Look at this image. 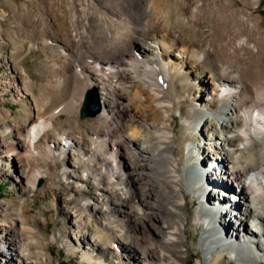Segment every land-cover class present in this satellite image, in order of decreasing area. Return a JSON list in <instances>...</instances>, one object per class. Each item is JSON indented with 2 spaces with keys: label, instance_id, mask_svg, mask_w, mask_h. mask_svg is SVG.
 I'll list each match as a JSON object with an SVG mask.
<instances>
[{
  "label": "bare ground",
  "instance_id": "1",
  "mask_svg": "<svg viewBox=\"0 0 264 264\" xmlns=\"http://www.w3.org/2000/svg\"><path fill=\"white\" fill-rule=\"evenodd\" d=\"M260 2L242 0V6H237L235 0H199L188 12L192 30L188 40L167 31L152 32L140 25L136 40L124 43V49L111 40L110 57L93 50L114 38L110 29H103L101 37L90 31L94 44L91 46L87 38L73 36L65 22H61L62 54L56 74H71L81 80L78 98L93 88L99 95L100 112L81 125L74 122V126L80 125L91 133L92 143L81 133L72 132L69 126L65 130L58 128L59 113L70 116L78 110V98L72 97L55 112L37 115L28 129L18 131L19 148L31 154L47 129L56 130L59 138L53 137L49 143V159L69 156L70 151L79 149L87 161L102 165V169H95L91 164L83 165L80 160L69 158L64 170L71 177L73 173H86L104 180L108 186L130 185L136 193L134 201L119 199L117 206L136 227L137 249L141 226L149 223L154 227L159 247L176 244V234L165 224L168 216L180 220L186 217L182 202L185 190L193 196L204 194L208 210L212 211L208 214L200 207L197 212L199 224L204 226L200 228V248L206 256L224 249L236 264H264V29L261 18L253 11ZM159 5L150 0L140 10L126 6L130 19L118 17L117 11L112 14L129 30L127 24L141 22V14L158 13ZM202 23L212 28L207 31L213 39L209 49L200 45ZM199 70H205L203 77ZM186 99L194 105L200 102L193 108L188 124L194 132L201 126L200 139L198 143L188 141L193 148H187L180 156L175 149L186 142L182 138L175 142L174 127L164 115L179 111L185 118L181 104ZM34 106L37 111L42 107L36 99ZM98 125L105 129L95 130ZM206 150L212 151L209 160L213 162L205 160ZM13 151L9 145L1 150L3 157ZM247 155L253 162L247 160ZM30 168L31 164L26 162L20 173L35 183L41 176L31 177ZM212 176L233 188L224 190L221 206L216 202L220 193L216 182L209 183ZM147 177H152V182ZM162 185L175 200L162 199ZM115 201L112 202L116 204ZM135 207L141 214L135 212ZM200 212L211 221L200 216ZM214 216L224 236H219L215 229ZM16 235L14 230H8L10 238ZM9 244L6 241L2 248ZM152 245L143 249L141 259L132 258L130 263L148 264L155 258Z\"/></svg>",
  "mask_w": 264,
  "mask_h": 264
},
{
  "label": "rangeland",
  "instance_id": "2",
  "mask_svg": "<svg viewBox=\"0 0 264 264\" xmlns=\"http://www.w3.org/2000/svg\"><path fill=\"white\" fill-rule=\"evenodd\" d=\"M148 1L0 0V264H134L130 263L132 258L136 261L141 259L143 249L150 247L149 244H153L155 258L148 264H236L235 259L224 249L214 250L206 256L200 248L203 235L200 228L204 226L203 223L199 224L197 212L200 207L206 209L208 214L212 212L208 210L204 194L193 196L184 190L185 200L182 202L185 204L186 217L182 220L167 217L165 226H169L176 234L175 245L163 249L159 247L154 227L149 223L141 226L142 235L137 245L140 249H137L134 247L136 227L123 217L117 206L119 199L130 203L134 201L136 193L130 185L108 186L104 180L100 181L98 177L86 173L82 176L73 173L74 177H71L70 172L64 170L69 158L80 160L83 165L91 164L95 169H102V165L100 162L87 161L84 152L79 149L70 151L69 156L57 155L56 159H49V143L53 137L59 138L56 130L47 129L31 154L18 146L21 139L17 132L28 129L37 115L55 112L70 98L80 96L79 78L71 74H56V65L62 54L61 22H65L73 36L87 38L91 46L94 44L90 31L101 37L103 31L110 29L114 32V38L102 42L99 48L93 47V50H100L108 57L111 56L109 51L113 44L124 49L125 44L136 40L140 25H146L152 32L167 31L188 40L192 35L188 12L194 9L199 0H151L152 3L161 4L158 13H149L148 16L141 14L142 21H134L136 26L127 24L129 30L117 21V16L121 15L130 19L126 6L140 10ZM241 1L235 0L237 6H242ZM260 1L252 10L261 18L264 29V0ZM97 25L100 26L94 29ZM201 26L203 33L200 45L209 49L213 46V39L207 31L212 28L205 26V23ZM200 65L208 68L203 63ZM204 74L205 70H199V76L203 77ZM35 99L42 106L39 111L35 109ZM82 99L78 98L76 114L69 116L62 112L56 116L58 128L65 130L69 126L72 132L81 133L88 143H92L91 133L80 126L92 118L80 116ZM199 104L194 105L188 99L183 101L181 107L185 118L181 117L179 111L164 115L174 127L175 142L180 138L186 142L175 149L177 155L181 156L187 148H193L188 141L199 142L201 126L195 132L188 127L193 108ZM75 121L80 125L74 126ZM102 127L98 125L95 130L105 129ZM6 145L15 151L3 157L1 150ZM59 153L63 154L62 151ZM211 153L206 150V161H210ZM246 158L253 162L250 155ZM26 162L31 164V177L41 176L35 183L21 176L20 170ZM147 179L150 182L153 180L152 177ZM214 179L212 176V182L207 178L205 181L216 182L215 187L220 190L216 202L221 206L225 201L224 190L233 188L230 184L223 185ZM160 190L163 200H175L165 185L160 186ZM134 210L141 214L138 208ZM200 216L211 221L202 212ZM216 217L212 218L217 227L215 229L219 236H224V230L219 228ZM9 229L17 235L10 238ZM6 241L10 244L2 248Z\"/></svg>",
  "mask_w": 264,
  "mask_h": 264
},
{
  "label": "water",
  "instance_id": "3",
  "mask_svg": "<svg viewBox=\"0 0 264 264\" xmlns=\"http://www.w3.org/2000/svg\"><path fill=\"white\" fill-rule=\"evenodd\" d=\"M100 110L101 107L97 90L95 88L87 90L83 97L82 105L80 107V116H94L99 113Z\"/></svg>",
  "mask_w": 264,
  "mask_h": 264
}]
</instances>
